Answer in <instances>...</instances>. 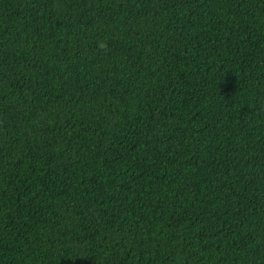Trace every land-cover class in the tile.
I'll return each mask as SVG.
<instances>
[{
  "label": "trees",
  "instance_id": "obj_1",
  "mask_svg": "<svg viewBox=\"0 0 264 264\" xmlns=\"http://www.w3.org/2000/svg\"><path fill=\"white\" fill-rule=\"evenodd\" d=\"M0 264H264V0H0Z\"/></svg>",
  "mask_w": 264,
  "mask_h": 264
}]
</instances>
